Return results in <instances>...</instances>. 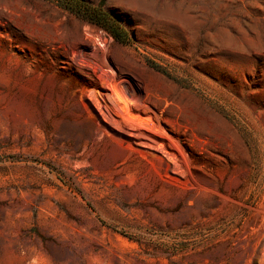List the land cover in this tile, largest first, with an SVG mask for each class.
Returning <instances> with one entry per match:
<instances>
[{
    "label": "rangeland",
    "instance_id": "1",
    "mask_svg": "<svg viewBox=\"0 0 264 264\" xmlns=\"http://www.w3.org/2000/svg\"><path fill=\"white\" fill-rule=\"evenodd\" d=\"M104 8L0 0V264H264V0Z\"/></svg>",
    "mask_w": 264,
    "mask_h": 264
},
{
    "label": "trees",
    "instance_id": "2",
    "mask_svg": "<svg viewBox=\"0 0 264 264\" xmlns=\"http://www.w3.org/2000/svg\"><path fill=\"white\" fill-rule=\"evenodd\" d=\"M59 7L85 20L89 23L104 29L114 40L120 43H127L130 40L128 31L122 24L113 18L104 8L105 0H98L91 4L86 0H53ZM160 70L158 67L153 66Z\"/></svg>",
    "mask_w": 264,
    "mask_h": 264
}]
</instances>
